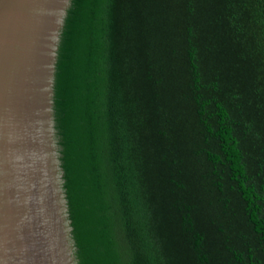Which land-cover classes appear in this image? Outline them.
Wrapping results in <instances>:
<instances>
[{
	"label": "water",
	"instance_id": "1",
	"mask_svg": "<svg viewBox=\"0 0 264 264\" xmlns=\"http://www.w3.org/2000/svg\"><path fill=\"white\" fill-rule=\"evenodd\" d=\"M122 0H0V264H164L135 157Z\"/></svg>",
	"mask_w": 264,
	"mask_h": 264
},
{
	"label": "trees",
	"instance_id": "2",
	"mask_svg": "<svg viewBox=\"0 0 264 264\" xmlns=\"http://www.w3.org/2000/svg\"><path fill=\"white\" fill-rule=\"evenodd\" d=\"M118 18L164 264H264V0H122Z\"/></svg>",
	"mask_w": 264,
	"mask_h": 264
}]
</instances>
